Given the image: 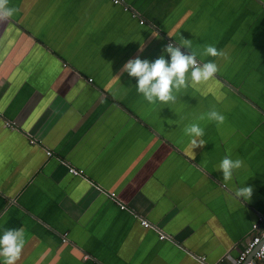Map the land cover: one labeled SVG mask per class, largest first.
<instances>
[{
	"label": "crops",
	"instance_id": "crops-1",
	"mask_svg": "<svg viewBox=\"0 0 264 264\" xmlns=\"http://www.w3.org/2000/svg\"><path fill=\"white\" fill-rule=\"evenodd\" d=\"M123 1L131 11L109 0H9L0 235L24 229L17 264H232L264 215V0ZM183 39L218 72L175 103H148L120 70L137 57L170 61L164 47ZM206 45L224 55L201 56ZM213 106L224 124L199 119ZM193 123L206 143L195 149ZM226 156L245 161L228 182ZM245 186L251 201L234 195Z\"/></svg>",
	"mask_w": 264,
	"mask_h": 264
},
{
	"label": "clouds",
	"instance_id": "clouds-1",
	"mask_svg": "<svg viewBox=\"0 0 264 264\" xmlns=\"http://www.w3.org/2000/svg\"><path fill=\"white\" fill-rule=\"evenodd\" d=\"M9 0H0V23L7 21L16 9L8 7ZM117 43V42H116ZM119 44V43H118ZM168 43L163 52L170 54V61L161 55L155 61L147 59H130L120 70V75L127 73L130 77L137 79L136 89L139 94L150 104L157 102L163 104L175 103L176 92L186 90L189 86L205 84L214 78L218 72V65L209 61L200 63L197 60V53L192 50L191 40L183 39L180 44ZM144 43L140 45L139 52H143ZM181 48L188 49V54L181 51ZM201 56L219 57L224 54L213 45H206ZM117 77L120 78L119 75ZM214 121L217 125L224 124L226 117L218 111L215 106L210 111L199 117L204 120ZM185 134L191 138L193 148L206 145L202 139L204 129L198 123H193L185 128ZM245 167V161L237 158L235 160L225 157L219 164V171L222 172L224 182L232 180L234 172ZM235 197L244 201H251L253 188L245 186L238 188ZM25 246V231L23 228L6 229L0 235V264H17Z\"/></svg>",
	"mask_w": 264,
	"mask_h": 264
},
{
	"label": "built area",
	"instance_id": "built-area-1",
	"mask_svg": "<svg viewBox=\"0 0 264 264\" xmlns=\"http://www.w3.org/2000/svg\"><path fill=\"white\" fill-rule=\"evenodd\" d=\"M116 6H124L126 11H131V7L126 4L123 0H109ZM137 16L136 13H133ZM185 54H188L185 51H182ZM7 126H11L10 123H7ZM32 144H37L36 141H31ZM47 155L52 156V152H47ZM69 172L76 177H83L85 175L83 170H79L75 167H69ZM110 197L115 200L122 208L126 206L117 200L116 194H110ZM142 225L146 228H152L153 226L149 223V221L142 219ZM166 236L161 235L160 239L164 240ZM250 239L247 241L245 247L241 250L238 257L234 260L232 264H264V215L260 217L259 221L254 224L252 228V235L249 237ZM63 241L68 242L67 238H64ZM201 262H205L204 258H199ZM216 264H223L218 262Z\"/></svg>",
	"mask_w": 264,
	"mask_h": 264
}]
</instances>
